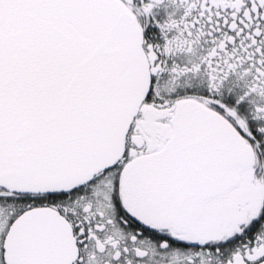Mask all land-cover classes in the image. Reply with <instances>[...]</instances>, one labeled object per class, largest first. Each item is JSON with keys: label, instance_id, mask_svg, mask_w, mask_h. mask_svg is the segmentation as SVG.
<instances>
[{"label": "snow or ice", "instance_id": "snow-or-ice-1", "mask_svg": "<svg viewBox=\"0 0 264 264\" xmlns=\"http://www.w3.org/2000/svg\"><path fill=\"white\" fill-rule=\"evenodd\" d=\"M0 264H264V0H0Z\"/></svg>", "mask_w": 264, "mask_h": 264}]
</instances>
